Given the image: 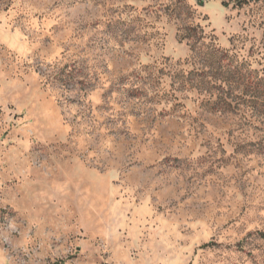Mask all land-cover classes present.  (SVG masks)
I'll use <instances>...</instances> for the list:
<instances>
[{"label": "rangeland", "instance_id": "1", "mask_svg": "<svg viewBox=\"0 0 264 264\" xmlns=\"http://www.w3.org/2000/svg\"><path fill=\"white\" fill-rule=\"evenodd\" d=\"M191 26L264 76V0H0V264H264V113Z\"/></svg>", "mask_w": 264, "mask_h": 264}, {"label": "trees", "instance_id": "2", "mask_svg": "<svg viewBox=\"0 0 264 264\" xmlns=\"http://www.w3.org/2000/svg\"><path fill=\"white\" fill-rule=\"evenodd\" d=\"M186 30V32L182 33L180 38L182 40H187L192 53H202V58L204 59L203 68H201V71H197L206 74L207 78L199 82L204 83L205 81V83L211 84L213 78L215 79V74L222 73V82H227L229 87H240V103L246 104L250 108L264 113V76H253L252 72L246 70L242 71V68L239 69L237 66L230 69L225 68V66H227L226 63H224L226 59L225 51L213 44H209L207 48L202 49V47L199 46V41L203 37L201 34L202 30H198L197 26H191L186 28ZM200 44H202V42ZM222 67L224 68L223 71L220 70ZM211 71L214 73H211ZM218 97H220L218 100L222 102L221 105L223 108L228 109L232 107V101H228L227 97L222 95Z\"/></svg>", "mask_w": 264, "mask_h": 264}]
</instances>
